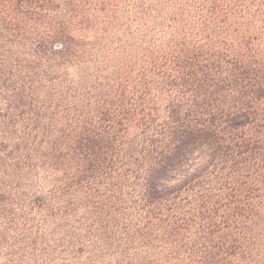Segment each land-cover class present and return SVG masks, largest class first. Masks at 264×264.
<instances>
[{"label": "trees", "instance_id": "trees-1", "mask_svg": "<svg viewBox=\"0 0 264 264\" xmlns=\"http://www.w3.org/2000/svg\"><path fill=\"white\" fill-rule=\"evenodd\" d=\"M0 264H264V0H0Z\"/></svg>", "mask_w": 264, "mask_h": 264}]
</instances>
